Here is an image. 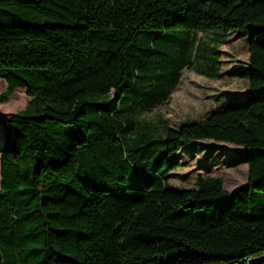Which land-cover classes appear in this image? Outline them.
Returning a JSON list of instances; mask_svg holds the SVG:
<instances>
[{"label": "trees", "instance_id": "16d2710c", "mask_svg": "<svg viewBox=\"0 0 264 264\" xmlns=\"http://www.w3.org/2000/svg\"><path fill=\"white\" fill-rule=\"evenodd\" d=\"M232 31L250 37L247 102L142 119L186 68L218 76ZM0 78V101L30 96L0 117V264L263 263L264 0H0ZM205 140L245 146V188L168 186L170 156Z\"/></svg>", "mask_w": 264, "mask_h": 264}, {"label": "rangeland", "instance_id": "374dc122", "mask_svg": "<svg viewBox=\"0 0 264 264\" xmlns=\"http://www.w3.org/2000/svg\"><path fill=\"white\" fill-rule=\"evenodd\" d=\"M208 38L203 36L204 41ZM249 44L250 37L246 31L230 32L227 43L219 48L222 68L218 76L207 77L192 67L186 68L170 99L145 109L141 114L142 119L158 124L168 123L170 127L177 129L187 122L205 120L214 111L243 104L250 90ZM7 87L6 81L0 78V97ZM29 100L27 89H17L8 102L0 101V117L10 118L24 109ZM134 111L137 109L130 113ZM3 142L4 124L0 121V148ZM169 159L171 162H178L177 167L169 174L168 186L173 189L196 188L199 177H221L226 189L230 191L245 188L248 184L249 164L245 146L214 140L198 141ZM1 182L0 154V189ZM262 259L264 264V256Z\"/></svg>", "mask_w": 264, "mask_h": 264}, {"label": "crops", "instance_id": "0c3cea01", "mask_svg": "<svg viewBox=\"0 0 264 264\" xmlns=\"http://www.w3.org/2000/svg\"><path fill=\"white\" fill-rule=\"evenodd\" d=\"M2 79V78H1ZM7 83V82H6ZM7 86H8V83H7Z\"/></svg>", "mask_w": 264, "mask_h": 264}]
</instances>
